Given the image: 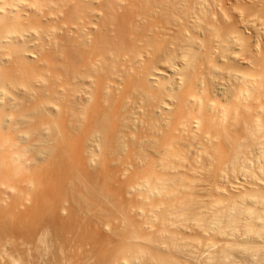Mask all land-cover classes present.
I'll list each match as a JSON object with an SVG mask.
<instances>
[{
	"label": "bare ground",
	"instance_id": "obj_1",
	"mask_svg": "<svg viewBox=\"0 0 264 264\" xmlns=\"http://www.w3.org/2000/svg\"><path fill=\"white\" fill-rule=\"evenodd\" d=\"M0 264H264V0H0Z\"/></svg>",
	"mask_w": 264,
	"mask_h": 264
}]
</instances>
